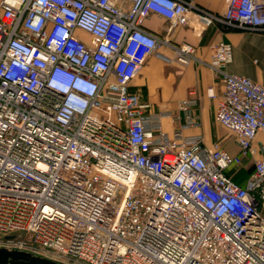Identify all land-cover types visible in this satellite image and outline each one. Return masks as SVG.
<instances>
[{
  "label": "built area",
  "instance_id": "2783aa9c",
  "mask_svg": "<svg viewBox=\"0 0 264 264\" xmlns=\"http://www.w3.org/2000/svg\"><path fill=\"white\" fill-rule=\"evenodd\" d=\"M195 11L212 19L195 0H0L5 246L63 264H264V146L254 143L264 86L228 72L231 44L214 45V116L236 154L183 135L198 124L194 91L179 105L186 124L169 136L164 114H149L129 88L166 42L142 20L177 23ZM222 20L264 29V0H225ZM193 55L190 44L177 50L181 62ZM244 158L252 170L241 185L226 170Z\"/></svg>",
  "mask_w": 264,
  "mask_h": 264
},
{
  "label": "crops",
  "instance_id": "0c3cea01",
  "mask_svg": "<svg viewBox=\"0 0 264 264\" xmlns=\"http://www.w3.org/2000/svg\"><path fill=\"white\" fill-rule=\"evenodd\" d=\"M195 2L199 10L210 14L212 19H200L202 15L195 11L194 16L182 18L177 23L155 13L142 20L145 30L166 39V42H160L155 51L145 58L129 88L138 94L141 102L149 103V114H164L161 125L169 136L178 125L186 124V112L179 109V105L187 99L189 91H194L197 100L189 109L198 124L184 127L183 135L199 137L208 148L218 145L236 154L239 147L235 135L221 126L214 116L222 85L208 62L215 44L229 42L232 61L226 70L247 76L264 86V29L254 30L225 23L222 20L225 0ZM80 35L84 41H91L87 33ZM183 44L194 47L193 59L187 62L177 59V50ZM209 88H212L214 97L207 95ZM254 143L264 146V134L259 132ZM249 162L244 158L241 165L246 167L245 177L241 173L237 177L231 174L233 180L241 185L252 170V165L251 169L248 168Z\"/></svg>",
  "mask_w": 264,
  "mask_h": 264
},
{
  "label": "water",
  "instance_id": "95a60500",
  "mask_svg": "<svg viewBox=\"0 0 264 264\" xmlns=\"http://www.w3.org/2000/svg\"><path fill=\"white\" fill-rule=\"evenodd\" d=\"M13 235L5 236L10 240ZM0 264H63L53 259L33 254L22 249L0 246Z\"/></svg>",
  "mask_w": 264,
  "mask_h": 264
},
{
  "label": "rangeland",
  "instance_id": "374dc122",
  "mask_svg": "<svg viewBox=\"0 0 264 264\" xmlns=\"http://www.w3.org/2000/svg\"><path fill=\"white\" fill-rule=\"evenodd\" d=\"M81 33H85V32H83L82 30H77V34L81 37ZM82 38V37H81ZM248 159V158H247ZM250 163V162H249ZM244 167L245 166H243V167H241V166H230L226 171H227V173L231 176V174L234 176V177H237L238 175H240V173H241V175H243L244 177H245V175H246V170L244 171ZM248 168L249 169H251V164H249L248 165ZM248 168H247V171H248ZM245 169H246V167H245ZM244 177H242V178H244ZM244 180V179H243ZM0 246H5L4 245V243L3 242H1L0 241ZM13 248V247H12ZM16 249H18V248H16ZM23 250V249H22ZM27 251V250H26ZM29 252H31V253H33V254H36V253H34V252H32V251H30V250H28ZM36 255H39V254H36ZM40 256H42V255H40ZM60 262V261H59Z\"/></svg>",
  "mask_w": 264,
  "mask_h": 264
}]
</instances>
